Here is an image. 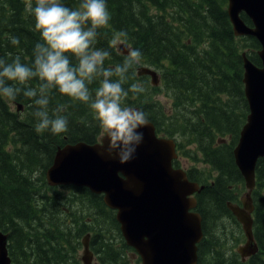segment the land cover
Here are the masks:
<instances>
[{
  "label": "trees",
  "instance_id": "obj_1",
  "mask_svg": "<svg viewBox=\"0 0 264 264\" xmlns=\"http://www.w3.org/2000/svg\"><path fill=\"white\" fill-rule=\"evenodd\" d=\"M61 2L77 10L82 0ZM29 3L35 6V0H0V58L8 62L18 55L30 64L33 49L41 42L35 17L26 10ZM106 4L111 19L98 29L95 44V48L110 53L105 68L123 64L127 56L118 52L117 41L142 53L139 63L126 74L123 87L128 90L140 83L145 92L135 96L129 91L122 106H139L158 134L177 138L181 154L196 162L188 171L189 178L205 184L197 193V210L203 216L205 232L198 264H264V157L257 164L252 194L256 204L254 234L260 250L246 261L232 251V242L246 237L227 205L228 201L240 203L246 191L234 158L249 113L242 54L246 51L260 64L259 41L235 35L228 0H106ZM242 17L251 24L246 14ZM121 31L127 37H121ZM12 36L19 38V45L11 43ZM113 41L115 47H110ZM142 65L158 71L159 85H152L148 75H138L137 68ZM39 85V79L34 78L22 87L38 89ZM99 86V79L89 85L93 96ZM159 93L171 101L169 108L155 98ZM48 95L50 115L57 105L67 106L61 115L68 117V131L59 138L48 131H35L37 121L30 98L22 93L14 101L0 96V230L9 235L12 264H25L24 260L35 264L32 258L43 261L40 256L49 258L43 264H81L73 260V253L82 247V233L88 231H92V245L100 261L103 257L105 264H137L121 252L130 246L103 195L87 187L70 191L45 187L47 164L66 144L65 137L71 143L75 142L73 137L86 138L88 129L97 124L87 104L57 89L49 90ZM18 103L23 104V110H17ZM88 218L95 220L98 230L90 229ZM119 240H123L122 247Z\"/></svg>",
  "mask_w": 264,
  "mask_h": 264
},
{
  "label": "water",
  "instance_id": "obj_2",
  "mask_svg": "<svg viewBox=\"0 0 264 264\" xmlns=\"http://www.w3.org/2000/svg\"><path fill=\"white\" fill-rule=\"evenodd\" d=\"M228 13L236 36H253L261 45L260 64L246 52L242 55L249 114L234 148V158L246 191L240 197L241 205L227 202L246 235L245 244L238 247L245 260L260 249L253 232L252 194L257 164L264 157V0H228ZM128 48L127 43L118 44L122 54H128ZM138 75L151 76L153 85L160 83L158 72L149 66L139 67ZM23 108L18 103L17 110ZM138 131L143 132V141L126 163L100 147L104 143L107 147L104 137L95 144L77 142L60 147L46 171L47 181L51 186L74 184L103 194L105 204L117 211L126 244L139 253L142 264H198V243L204 232L203 216L193 210L198 205L194 194L201 192L205 184L192 181L185 169L174 167L173 160L178 157L174 138L159 137L151 121ZM82 244L83 263L93 264L89 234ZM10 262L8 235L0 230V264Z\"/></svg>",
  "mask_w": 264,
  "mask_h": 264
},
{
  "label": "clouds",
  "instance_id": "obj_3",
  "mask_svg": "<svg viewBox=\"0 0 264 264\" xmlns=\"http://www.w3.org/2000/svg\"><path fill=\"white\" fill-rule=\"evenodd\" d=\"M26 10L35 17V30L40 33L41 42L36 43L30 64L23 63L18 55L11 62L0 58V96L14 101L22 93L30 98L33 104L29 106H34L37 121L35 131L59 135L68 131L69 121L61 115L67 109L64 104L57 105L52 115L49 114L48 92L57 89L93 110L101 133L107 138V147L105 143L100 147L109 156L118 157L121 163L133 159L144 136L138 129L147 127L150 121L144 111L122 106L129 91L138 96L145 92L144 86L134 83L126 90L123 83L142 53L129 47L123 64L105 68L104 62L110 53L95 48V44L98 29L111 19L106 0H82L77 10L65 6L61 0H35V6L29 3ZM119 35L127 37L124 31ZM10 39L13 45H19V38ZM110 47H115V41ZM72 57L77 63H72ZM34 78L40 81L38 89L22 87ZM97 79L100 86L93 96L89 85Z\"/></svg>",
  "mask_w": 264,
  "mask_h": 264
},
{
  "label": "flooded vegetation",
  "instance_id": "obj_4",
  "mask_svg": "<svg viewBox=\"0 0 264 264\" xmlns=\"http://www.w3.org/2000/svg\"><path fill=\"white\" fill-rule=\"evenodd\" d=\"M97 121V120H96ZM65 134H62V137L64 136ZM160 135V134H159ZM55 138H59V135L58 136H54ZM102 137H103V135H102V133H101V129H100V127H99V122L97 121V124H95L94 126H93V128H89L88 129V137H73L74 139H75V142H73V143H71L70 141H68V138L67 137H65V142L66 143H71V144H75V143H77V142H86V143H89V144H95V143H98V142H101V139H102ZM59 149V148H58ZM57 149V150H58ZM178 149H179V145H178ZM57 150H56V152H57ZM56 154V153H55ZM55 154L53 155V157H52V159L48 162V164H47V167L49 168L51 165H52V163H53V160H54V157H55ZM187 158L186 157H184L183 155H181L180 153L178 154V157L177 158H175L174 160H173V165H174V167H179V168H183V169H185L186 171H190L191 170V166L189 167L188 165H187V163H185V161L184 160H186ZM188 160V159H187ZM47 168V169H48ZM47 169H46V171H47ZM46 171H45V180H46V183H47V185L45 186L46 188H50V187H55V188H60V189H64V188H66L67 190H73L74 188H78L79 186H77V185H74V184H69V185H60V186H51L49 183H48V181H47V178H46ZM96 194V193H95ZM101 195H103V194H101ZM103 200H104V198H103ZM82 205V204H81ZM83 206V205H82ZM83 207H85V206H83ZM107 208H109V207H107ZM111 210V209H110ZM99 211V210H98ZM112 211V215L113 216H115V218H116V213H117V211L116 210H114V209H112L111 210ZM101 212H99V214H100ZM116 221L118 222V220H117V218H116ZM88 222H89V226H90V229H92V228H95L96 230H98V227H97V225H96V223H95V220H91L90 218H88ZM119 223V222H118ZM121 226H120V223H119V226H118V228H120ZM120 230H121V228H120ZM116 232H117V230H116ZM6 233V232H5ZM122 233V232H121ZM87 234H89L90 235V243H91V249L93 250V254H94V256H93V264H105V260H104V258L102 257V260L100 261V259H99V253H97V250L93 247V245H92V231H88V232H86V233H82V237H84L85 235H87ZM7 235H8V233H7ZM8 237H9V235H8ZM123 238V237H122ZM83 239V238H82ZM82 239H81V243H82ZM124 240V239H123ZM123 240H119V242H118V245L119 246H123L124 245V243H123ZM72 243H75V242H72ZM82 245V244H81ZM66 249H67V247H66ZM80 250H81V248H79L78 250H77V252H80ZM122 251V254H124L125 256H127L128 257V259H129V261L131 262V263H134V262H136L137 264H142V259H141V256L139 255V253H137V251H135L132 247H126L125 248V251L123 250V249H121ZM10 253V252H9ZM47 253V250L43 253V255H45ZM39 254V253H38ZM12 257V256H11ZM40 258L44 261V260H48L49 258L46 256V257H44V256H40ZM34 261H35V264H43V261H41L40 259H37L36 257H33L32 258ZM72 259V258H71ZM73 260H77L78 262H80L81 264H83L82 263V261L81 260H79V258L77 257V253L75 254V253H73ZM104 260V261H103ZM68 262H69V260H68ZM13 263V260H12V262H11V264ZM24 263L26 264L27 262L24 260ZM74 263V262H73ZM75 264V263H74Z\"/></svg>",
  "mask_w": 264,
  "mask_h": 264
},
{
  "label": "rangeland",
  "instance_id": "obj_5",
  "mask_svg": "<svg viewBox=\"0 0 264 264\" xmlns=\"http://www.w3.org/2000/svg\"><path fill=\"white\" fill-rule=\"evenodd\" d=\"M120 43V41H117L116 42V45H118ZM155 98H157V99H160L163 103H165V105L169 108L170 107V103H171V101L164 95V94H162V93H159V94H157L156 96H155ZM188 159V158H187ZM184 160L185 161V163H187V165L190 167L191 166V162H190V160L188 159V160ZM199 167H201L202 166V162H200L199 164ZM239 231H240V228H237ZM229 230V229H228ZM241 233V232H240ZM245 243V241H241V242H238V243H236L235 241H233L232 242V251H235L236 249H237V247L239 246V245H243ZM82 255H83V246L81 247V250H80V252H77V257L79 258V260H81V258H82Z\"/></svg>",
  "mask_w": 264,
  "mask_h": 264
},
{
  "label": "bare ground",
  "instance_id": "obj_6",
  "mask_svg": "<svg viewBox=\"0 0 264 264\" xmlns=\"http://www.w3.org/2000/svg\"><path fill=\"white\" fill-rule=\"evenodd\" d=\"M142 66H149V65H142ZM141 67V66H140ZM149 67H151V66H149ZM139 68V67H138ZM137 68V69H138ZM151 68H153V69H155L154 67H151ZM139 107V106H138ZM140 108V107H139ZM140 110H141V108H140ZM66 144H69V143H66ZM65 144V145H66ZM79 187H86V186H79ZM88 188V187H87ZM90 189V188H89ZM256 205V204H255ZM112 209V208H111ZM254 210H255V208H254ZM254 211H253V213H252V217H253V232H254ZM73 251V250H72ZM74 252V251H73ZM227 252H228V250H227ZM259 252V251H258ZM227 254V253H226ZM27 255V254H26ZM104 261V260H103ZM11 262H12V259H11ZM11 262L9 263V264H11ZM18 262H20V261H18ZM18 264V263H17Z\"/></svg>",
  "mask_w": 264,
  "mask_h": 264
}]
</instances>
